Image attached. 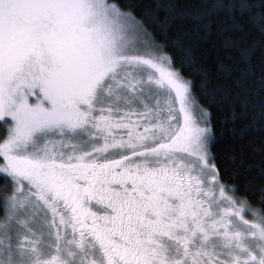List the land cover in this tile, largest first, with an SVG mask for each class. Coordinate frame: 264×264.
<instances>
[{"label":"snow or ice","instance_id":"6c2138e0","mask_svg":"<svg viewBox=\"0 0 264 264\" xmlns=\"http://www.w3.org/2000/svg\"><path fill=\"white\" fill-rule=\"evenodd\" d=\"M219 13L258 40L210 89L176 0H0V264H264V0ZM210 105L259 164L222 172Z\"/></svg>","mask_w":264,"mask_h":264},{"label":"trees","instance_id":"16d2710c","mask_svg":"<svg viewBox=\"0 0 264 264\" xmlns=\"http://www.w3.org/2000/svg\"><path fill=\"white\" fill-rule=\"evenodd\" d=\"M179 11L183 13V19L177 20L173 24V32L178 33L186 46L190 47L193 51L197 61L207 69L210 77L208 87L216 89L222 86H231L232 81L226 80L222 73L217 71V66L224 64L230 66L233 76L239 75L243 65L239 63V50L238 47H225V40L231 39L236 41L239 45L243 46L245 43H251L258 40V37L249 35L244 37L242 33L233 30L230 22L226 19L223 13L213 14L211 29L205 31L199 27L196 21L192 18L190 13L199 5L200 0H176ZM264 52L260 50L257 44V50L252 58V64L255 66V73L259 76L264 70ZM197 84L199 77H196ZM209 110L213 114V124L216 129L217 143L212 148V152L216 155V162L221 166L222 172L227 168L231 173L232 168L228 161L227 149L229 146L237 148V155H239V146L241 144L247 145L244 151V157L248 163L259 164L260 158L252 151L253 147L259 146L261 138L259 134L250 133L244 140H237L225 129V126L220 123L221 113L216 105H210ZM224 132L221 135V132ZM241 188H244L245 177L239 178Z\"/></svg>","mask_w":264,"mask_h":264}]
</instances>
